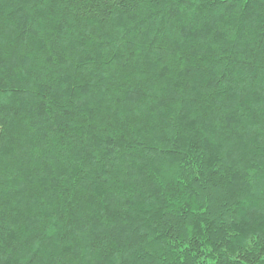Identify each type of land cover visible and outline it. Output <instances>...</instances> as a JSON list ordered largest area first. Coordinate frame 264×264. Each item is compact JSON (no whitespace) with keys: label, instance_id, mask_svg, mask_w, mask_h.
<instances>
[{"label":"trees","instance_id":"16d2710c","mask_svg":"<svg viewBox=\"0 0 264 264\" xmlns=\"http://www.w3.org/2000/svg\"><path fill=\"white\" fill-rule=\"evenodd\" d=\"M0 264H264V0H0Z\"/></svg>","mask_w":264,"mask_h":264}]
</instances>
